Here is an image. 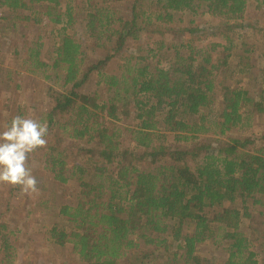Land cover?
Returning a JSON list of instances; mask_svg holds the SVG:
<instances>
[{
  "label": "trees",
  "instance_id": "16d2710c",
  "mask_svg": "<svg viewBox=\"0 0 264 264\" xmlns=\"http://www.w3.org/2000/svg\"><path fill=\"white\" fill-rule=\"evenodd\" d=\"M64 1L0 0L15 21L42 24L47 17L63 24L50 61L42 37L27 53L28 71L55 81L41 118L51 138L30 156L55 180L79 187L75 203L60 205L61 221L48 229V239L71 245L82 264H262L264 249L241 223L252 217V205L264 204V131L257 138L222 137L264 115V64L254 96L228 83L236 70L231 53L215 58L175 43L157 59L167 43L158 38L153 47L149 39L164 35L178 13L203 10L220 19L229 43L224 51L230 50L249 5L264 12V0H133L125 13L87 0V41L67 33L74 7ZM144 35L145 55L122 53ZM90 46L104 53L87 63ZM119 54L115 72L110 66ZM240 57L239 72H246L249 63ZM130 118L133 126L114 125ZM9 229L0 223V264H16L19 256L17 231ZM207 241L221 248L223 262L200 253L198 245Z\"/></svg>",
  "mask_w": 264,
  "mask_h": 264
},
{
  "label": "rangeland",
  "instance_id": "374dc122",
  "mask_svg": "<svg viewBox=\"0 0 264 264\" xmlns=\"http://www.w3.org/2000/svg\"><path fill=\"white\" fill-rule=\"evenodd\" d=\"M133 0H94L96 4H111L122 12H127ZM69 1H64L66 7ZM75 22L68 26L67 33L79 39L87 41L83 26V20L88 12L87 0H72ZM9 10L0 7V131L16 116L36 118L41 121L45 111L51 106L49 87L55 84L54 80L46 79L44 72L31 73L27 66V53L29 46L38 37H42L45 43L44 58L50 61L55 54V45L58 43V33L63 24H53L47 17L42 24L33 20H16L12 18ZM245 28L241 32V39L234 35V45L230 50L224 51L229 45L219 32L220 19L200 10L194 15L190 11L177 14L176 21L166 25L164 35L156 33L155 38L149 39L150 45H154L155 39L164 38L167 47L164 50L158 48L157 59H165L168 56L170 45L191 44L198 48L211 51L215 58L230 54L229 61L236 66L234 74L227 81L231 85H243L257 96L260 91L261 69L264 64V12L257 7L255 2L248 7ZM147 38L131 41L123 50V54L129 56L145 55L147 52ZM221 45L214 48V44ZM87 44V43H85ZM143 47V50H139ZM245 48H249L246 51ZM88 50L87 63L96 61L104 53L103 49ZM185 50H187L185 48ZM240 56L249 63L246 72H239L238 63ZM123 55L116 58L111 64V69L117 71L118 62H122ZM166 63V60H164ZM57 88L58 86L55 85ZM113 124V123H112ZM126 124L133 126V119H123L114 125L123 127ZM264 131V115L255 114L251 127L245 129H233L222 137L227 141L231 137L253 135L260 137ZM51 135L46 137L47 141ZM207 138L217 139L210 134ZM173 142V136H169ZM125 143H128L124 139ZM84 143V141H82ZM258 141L256 145H260ZM78 145V144H77ZM86 146L85 144L81 145ZM79 148V145H78ZM77 147H74L76 150ZM29 167L38 181V193L26 194L20 186L0 183V223H9L10 229L17 231L13 237L19 247L17 263L22 264H82L81 258L73 251L71 245L61 246L48 239V229L54 222L61 221L59 207L63 203H75L79 187L77 184H63L54 179L53 174L44 169L43 161L33 155L29 158ZM250 202H252L250 200ZM251 204V203H250ZM251 218H244L241 223L243 230L253 241L258 249H264V204L257 203L251 206ZM200 253L212 257L216 262H223L226 255L221 248L212 241L198 245ZM264 264V259L261 260Z\"/></svg>",
  "mask_w": 264,
  "mask_h": 264
},
{
  "label": "clouds",
  "instance_id": "9594fccd",
  "mask_svg": "<svg viewBox=\"0 0 264 264\" xmlns=\"http://www.w3.org/2000/svg\"><path fill=\"white\" fill-rule=\"evenodd\" d=\"M47 122L16 115L0 131V183L20 186L26 194L38 193V181L29 167L30 154L47 146Z\"/></svg>",
  "mask_w": 264,
  "mask_h": 264
}]
</instances>
